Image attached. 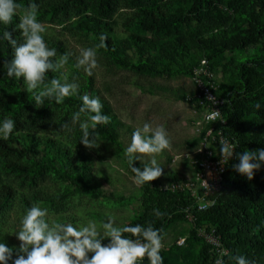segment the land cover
Returning <instances> with one entry per match:
<instances>
[{"label": "trees", "instance_id": "16d2710c", "mask_svg": "<svg viewBox=\"0 0 264 264\" xmlns=\"http://www.w3.org/2000/svg\"><path fill=\"white\" fill-rule=\"evenodd\" d=\"M119 1L94 0L89 6L86 0H65L59 7L52 5L43 10L41 17H55L69 5L80 12L91 7L94 14L82 16L76 26L97 44L101 43V34L108 36L106 46L101 49L122 69L153 77H191L201 60L208 59L212 69L221 72L216 93L226 99L224 131L227 138L238 145L231 160L225 164L221 190L211 198L215 200L214 204L205 210L193 208L195 219L190 222L193 228L187 240L199 244L194 264H214L216 256L212 246L199 235L198 228L201 227L215 229L220 236L227 250L222 257L224 264H235L233 255H244L255 264H264V166L254 172L252 179L233 167L239 163L237 153L264 149V0H128L134 11L125 22L130 33L124 43L118 40L108 21L115 15ZM18 2L27 7L29 0ZM18 22L17 17L13 25L7 27L20 43L23 42L20 30H13ZM4 28L0 25V34ZM55 47L66 52L61 45ZM13 54L12 46L7 41H0V120L15 119L16 129L24 120L30 127L44 126L47 115L61 109L65 103L75 104L79 109L82 100L77 96L66 98L64 104L46 99L44 105L37 108L35 97L24 91L23 78H9L6 74L4 64L12 60ZM48 75L51 79L59 73L49 72ZM79 91L81 96L99 95L92 76ZM101 100L102 111L111 117V121L107 125H98L95 132L117 146L128 163L119 141L120 121L110 105ZM258 104L260 108L256 107ZM66 121L67 117H63L60 123ZM198 142L199 138H195L190 145L195 147ZM134 166L141 167V164L135 160ZM128 167L130 169L129 163ZM49 173L70 186L62 194L44 199L35 187L38 180ZM4 175L27 179L33 187L30 195L18 194L17 189L5 181ZM174 180L180 182L177 176ZM90 181L87 155L72 152L61 141L36 138L30 130L22 141L12 136L7 141L0 140V217L17 199L25 211L34 203L63 202L76 194L102 197L101 188L91 185ZM194 201L189 191L163 190L157 178L142 185L139 212L130 224L139 223L145 227L152 224L165 235L175 222L188 220L184 210L193 206ZM153 209H159L164 215L156 217ZM125 235L131 238L130 233ZM161 255L167 264L165 254ZM147 261L145 259L143 264Z\"/></svg>", "mask_w": 264, "mask_h": 264}, {"label": "rangeland", "instance_id": "374dc122", "mask_svg": "<svg viewBox=\"0 0 264 264\" xmlns=\"http://www.w3.org/2000/svg\"><path fill=\"white\" fill-rule=\"evenodd\" d=\"M64 1L39 0L38 19L47 29L45 38L49 47L61 45L66 52L72 53L63 72L68 76L69 82L75 77L81 87L86 85L89 75L82 68L75 67L76 57L79 56L80 49L98 44L90 36L79 31L76 23L82 16L94 13L91 7L80 12L69 5L66 11L60 10L55 17L51 15L41 17L43 10L50 9L52 5L59 7ZM86 1L89 6L94 3V0ZM133 11L134 9L128 5V0H120L115 15L108 19L121 43L126 41L130 33L125 27V22ZM58 52L62 54L59 49ZM97 58L99 66L93 70L92 75L94 88L99 91V96L110 105L112 113L120 121L119 141L124 150L131 142L134 128L142 127L144 122L152 123L153 127L162 124L169 132L172 146L157 157L163 169L162 175L158 177L161 186L165 187L174 182L175 176L178 177V181L188 179L195 181L197 173L196 164L193 163L195 147L190 144L197 137L194 121L199 119L200 112L185 99L186 95L194 90L192 78L185 75L153 77L130 69H122L114 65L101 48L98 50ZM216 74L220 82L222 74L220 71H216ZM78 110L77 105L65 103L61 109L53 110L47 115L46 125L37 124L30 127L24 120L22 126L16 129L20 131L19 134L12 137H18L22 141V137L30 130L36 138H52L64 143L72 152L84 153L89 159L90 184L100 187L103 196L95 198L86 194H76L63 202L45 201L41 205L49 208L52 222L75 223L79 220L85 223L88 219L99 222L106 219V214L110 213L117 217L118 223H131L139 212L142 186L134 182V175L128 167L124 153L106 138L98 135L100 141L94 148L79 142L82 133L78 125L72 123V113ZM63 117H67V121L61 124ZM65 124L71 128V132L64 128ZM138 155L147 159L146 154ZM137 162L142 165V161ZM3 178L10 182L21 196H29L33 190L27 179L14 175H4ZM69 186L65 180L54 173H49L45 178L38 180L35 189L40 191L44 199H51L62 194ZM20 203L17 199L7 213L0 217V235L4 234L3 240L10 247L18 248L21 243L14 234L8 233L20 229L19 221L24 213ZM192 228V223L186 220L175 222L167 230L161 250L166 256L167 264H194L199 244L188 243L187 238ZM183 239V243H180ZM214 252L215 258H219L220 253ZM145 264L150 262L147 261Z\"/></svg>", "mask_w": 264, "mask_h": 264}, {"label": "clouds", "instance_id": "9594fccd", "mask_svg": "<svg viewBox=\"0 0 264 264\" xmlns=\"http://www.w3.org/2000/svg\"><path fill=\"white\" fill-rule=\"evenodd\" d=\"M40 5L37 0H29L27 7L18 0H0V25L5 26L0 41H7L14 49L13 58L5 62L7 76L17 79L23 78L24 91L35 97L37 108L44 105L45 100H55L57 104H64L65 99L77 96L82 100L78 111L72 113L73 125H78L82 133L79 142L89 148L98 146V125H107L111 117L102 110L104 104L99 95H80V84L74 77L69 82L63 72L69 63L72 53L60 54L56 47H49L45 38L47 32L44 24L38 19ZM18 17L13 30L19 29L23 42L18 43L9 31L10 25ZM108 36L101 34V43L93 47L80 49L76 57L75 67L82 68L89 75L99 66L98 50L106 46ZM59 73L49 79L48 73ZM260 108L261 105H256ZM221 112L213 110L206 119L214 120ZM84 117V118H82ZM200 121H197L199 125ZM64 128L71 132L65 124ZM16 131V120L4 118L0 120V140H9ZM221 148V163L231 160L237 143L229 142L227 138L219 141ZM172 140L167 128L160 124L153 127L152 123L144 122L142 127H136L131 134V142L125 152L134 174V182L144 185L163 173L157 157L166 149H170ZM138 154H146L141 156ZM239 163L233 165L236 171L252 179L254 172L264 166V149L244 151L236 154ZM142 161L141 167H135L134 161ZM156 217H162L159 209H153ZM107 221V222H106ZM19 231L8 232L14 234L21 242L19 247L8 246L0 235V264H141L147 257L150 264H164L161 255L164 234L161 229L152 224L145 227L142 224L118 223L117 217L106 214V219H88L85 223L77 220L73 222H52L48 207L41 202L32 204L20 217ZM125 233H130L131 238ZM107 240V243L104 241ZM180 243H183L181 240ZM91 254V256H89ZM216 259L215 264H224L223 255ZM235 264H255L244 255H233Z\"/></svg>", "mask_w": 264, "mask_h": 264}, {"label": "built area", "instance_id": "2783aa9c", "mask_svg": "<svg viewBox=\"0 0 264 264\" xmlns=\"http://www.w3.org/2000/svg\"><path fill=\"white\" fill-rule=\"evenodd\" d=\"M191 78L194 90L186 95V101L194 105L200 112L199 119L194 121L196 138H199V142L195 146L193 160L197 167L196 178L195 181L188 179L172 182L165 187L161 186V188L165 191L186 190L191 193L195 200L194 205L186 207L184 212L188 221L194 222L193 208L197 207V210L208 209L215 202L211 198L221 190L225 164L221 163L219 141L222 138H227L224 131L227 119L223 114L226 99L219 97L216 93L219 89L218 76L208 59L201 60L194 68ZM213 110L221 112L220 116L214 120H207L206 117ZM197 121H200L199 125H197ZM228 141L231 142L229 139ZM233 151L235 152V149ZM198 233L212 246L213 251L220 253L219 258H221L222 251L227 254V250L223 247L220 236L215 229L202 227L198 229ZM216 259L218 258H215V261Z\"/></svg>", "mask_w": 264, "mask_h": 264}]
</instances>
